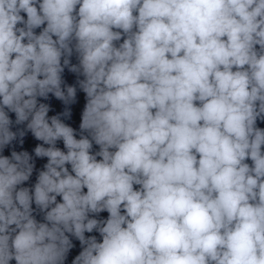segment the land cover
I'll use <instances>...</instances> for the list:
<instances>
[{
  "label": "clouds",
  "instance_id": "1",
  "mask_svg": "<svg viewBox=\"0 0 264 264\" xmlns=\"http://www.w3.org/2000/svg\"><path fill=\"white\" fill-rule=\"evenodd\" d=\"M0 264H264V0H0Z\"/></svg>",
  "mask_w": 264,
  "mask_h": 264
}]
</instances>
